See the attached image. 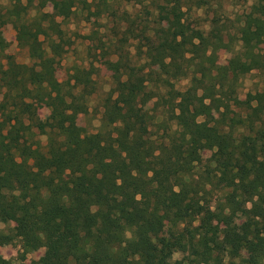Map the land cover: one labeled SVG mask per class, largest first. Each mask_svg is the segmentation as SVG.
Returning a JSON list of instances; mask_svg holds the SVG:
<instances>
[{
  "label": "trees",
  "instance_id": "trees-1",
  "mask_svg": "<svg viewBox=\"0 0 264 264\" xmlns=\"http://www.w3.org/2000/svg\"><path fill=\"white\" fill-rule=\"evenodd\" d=\"M5 1L0 27L15 26L33 64L17 62L0 39V221L16 222L0 229V246L45 248L30 264H261L264 91L250 94L245 112L227 95L246 74L264 72V0L242 18L240 48L227 64L217 58L230 46L221 29L185 22L192 0H134L153 4L177 34L167 38L162 27L136 34L148 71L109 63L114 90L95 134L74 121L95 87L91 69L75 66L65 81L54 75L70 44L64 22L92 2ZM191 74L204 77L192 101L176 102L172 80ZM159 85L168 89L176 128L162 122L168 135L156 141L145 106ZM29 100L49 103L45 120ZM33 127L48 135L45 151L28 143ZM69 170L77 173L67 177ZM0 264L20 263L0 254Z\"/></svg>",
  "mask_w": 264,
  "mask_h": 264
},
{
  "label": "rangeland",
  "instance_id": "rangeland-1",
  "mask_svg": "<svg viewBox=\"0 0 264 264\" xmlns=\"http://www.w3.org/2000/svg\"><path fill=\"white\" fill-rule=\"evenodd\" d=\"M89 2H92L89 7L79 4L76 13L64 22L63 27L70 44L67 46V51L61 61L57 63L54 72L55 77L60 81L69 79L75 66L87 67L93 72L95 87L88 96L87 110L79 112L75 118L76 120H74L75 127L80 129L83 134H95L102 128L104 103L106 98L113 93L115 84L110 62L121 59L123 63L144 67L146 71L151 68L148 57L138 51V46L140 43L143 44V40L140 37H135L136 34H139L143 27H146L148 31L155 30L157 27L167 29V38L173 37L175 33L177 34L176 30L170 28L169 22L159 15V11L149 1H145L143 4L134 0H108L107 3L104 0H89ZM255 2L256 0H192L191 8L185 9V22L191 27L201 28L205 31L210 30L213 25L220 28L230 46L218 50L217 58L218 63L227 64L231 56L240 48L239 28L241 20ZM0 3L3 6L7 4V1L0 0ZM198 4L200 5L198 6ZM46 10L49 11L50 9L47 8ZM36 14V9L31 10V16ZM0 37L2 45L5 46V51L13 55L17 62L33 64L28 48L20 44L18 32L12 23L0 27ZM154 69L157 70L158 68L155 67ZM197 76L191 74L172 80L173 86L171 88L174 92L173 95L176 97V102L188 103L192 101L194 82L204 78L200 74ZM158 79L156 85H158ZM159 88L160 95L158 94L145 106L146 111L148 108L150 115L153 116L150 129L156 141L167 138L168 134L164 123L171 122L170 116L172 114V105L169 102L170 96L167 95L168 89L161 87V85H159ZM262 91H264V72L253 70L242 77L239 86L229 91L227 96L232 109L245 112L250 94ZM198 93L201 94L202 91L199 90ZM29 101L32 102L30 110H35L38 116L45 120L50 113L49 103ZM221 112L222 109L215 105V115L219 116ZM4 118L0 110V122L4 121ZM28 122L27 120L26 123ZM162 122L164 123L162 124ZM171 123L174 126L173 130H175V124ZM47 141V134L41 133L36 127L32 128L28 143L33 142L35 147L39 144L42 150L45 151ZM204 155L207 158L211 155V152H205ZM76 173L69 170L65 175L72 177ZM136 211L139 212V207ZM15 223V221L8 223L0 221V229L12 228ZM259 246L257 255H261V264H264L262 247ZM44 251L45 248H40L25 254L19 241L0 246L2 256L12 263L20 264L34 262ZM181 257L182 253L180 252L174 255L176 259ZM242 264L248 263L242 261Z\"/></svg>",
  "mask_w": 264,
  "mask_h": 264
}]
</instances>
